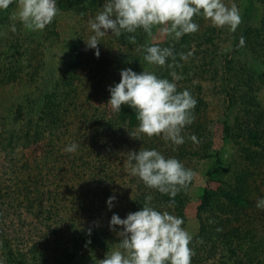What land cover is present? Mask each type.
<instances>
[{
  "label": "trees",
  "instance_id": "1",
  "mask_svg": "<svg viewBox=\"0 0 264 264\" xmlns=\"http://www.w3.org/2000/svg\"><path fill=\"white\" fill-rule=\"evenodd\" d=\"M104 2L105 0H57L58 14L45 29L37 31L35 38H32L39 44L38 47L51 44L59 36L57 26L60 17L71 13L85 16L88 12H99ZM244 3L240 14L241 23L235 29L232 28L231 46L225 51L215 46L214 38L218 34L216 27H202L203 15L193 17L199 29L184 34L179 39L172 37L164 42H152L158 26L153 27L151 34L138 29L136 33L115 36L119 43L128 48L118 58L120 71L131 68L140 73L144 65H149L157 76L170 81L174 79L171 73L175 72L183 77L174 81L177 90L188 89L197 100L194 122L183 130L185 142L181 145L163 139L162 135L149 137L140 132L136 112L127 105H122L119 113L111 111L108 117L100 112L89 116L84 113V105L78 98L76 100L79 96V82H82L78 72L83 59L82 47L76 40L65 42L67 68L54 85L55 89L51 92L42 91L37 98L29 101L27 111L23 112L20 106L16 111L18 115L13 117L14 123L23 122L19 132L22 143L27 148L43 143L47 146L44 148L46 153L43 150L40 155L32 157L34 161L27 157L20 166L13 159L8 160L9 163L4 166L5 171L13 175L10 181L12 185L6 190L21 197L27 210L34 209L41 216L45 213L49 218L47 221L56 217L60 222L61 212L67 204L63 205L66 201L62 199L60 192L56 193L57 190L44 196L41 186H44L47 176L51 174L52 183L60 186L64 184L67 192L64 196L70 204L67 206H70L69 211L74 212L75 216L80 210L98 208L101 212L102 208L105 209L98 225L86 224L78 219L76 223L73 216L71 220L64 219L70 231L69 238L61 244L60 249L64 262L56 257L54 264H99L100 255H106L112 250L114 243L119 241L117 232L122 230L120 226H116L115 231L109 227L112 215L115 213L125 218L129 213L140 210L148 195L153 197L150 203L155 209L167 211L185 221L187 191L191 182L187 187L181 188L174 198L147 187L138 176L133 197L124 194L126 191L122 192L115 185L120 170L116 160L121 152L128 154L130 151L154 148L164 155V148L168 146L171 149L166 158L175 157L183 164L192 155L200 160L211 161L212 168L205 177L209 182L221 184L218 189L208 185L202 188L196 210L198 231L189 244L193 251L191 264H203L201 253L207 258L214 257L210 264H264V242L259 237V226L253 220L247 202L250 190L256 189L254 186L258 185L257 174L264 171V109L255 95L264 86V0H244ZM10 8L11 5L6 9L0 8V22L3 26ZM130 35L136 36L135 43L128 39ZM29 40V43L26 40H16L11 43L10 49L0 52V74L7 73L6 76L0 75L1 87L11 85L20 72L18 62L25 55V49L30 47L28 44L34 42ZM153 44L173 49L174 56L168 58L166 65H151L144 61V48ZM184 56L187 58H183ZM213 59H218V64H221L220 84L226 89L229 112L222 124L223 145L217 150L212 149L211 138L202 131L207 103L202 95L201 83L193 81L195 77H192L197 75L196 71L198 76L208 74L210 69L217 72L215 67L207 68L208 64H213ZM119 81L120 77L117 83ZM108 98L110 99V95ZM76 114L80 118L78 122L86 129L88 127L90 134L84 132L80 136L77 133L69 135ZM15 125L12 124V136L16 132ZM81 130L84 128L79 124L78 133ZM192 135L198 138V143L189 138ZM68 136L70 141L64 142V145L76 143L79 147L60 159V151L55 146ZM189 148L196 150L190 152ZM184 166L188 168L186 163ZM85 170H90V174L83 175ZM96 177L97 181H94ZM3 179L0 178L1 193L5 191ZM90 183H96L95 190L89 188ZM112 195L116 196V200L114 206L109 208L107 200ZM172 199L175 204L170 206ZM6 257L9 264H47L34 246L26 254L15 255L10 252Z\"/></svg>",
  "mask_w": 264,
  "mask_h": 264
},
{
  "label": "rangeland",
  "instance_id": "2",
  "mask_svg": "<svg viewBox=\"0 0 264 264\" xmlns=\"http://www.w3.org/2000/svg\"><path fill=\"white\" fill-rule=\"evenodd\" d=\"M106 2L107 0H105L104 4ZM224 3L228 7L235 4L240 14L245 6L244 0H224ZM10 5L11 8L7 13L8 17L5 25L3 26L2 22H0V52L10 49L11 43H15L16 40H26V43H29V39H32L34 42L28 44L30 47L25 49V55L19 60L18 65L20 67V72H18L13 83L5 88L0 86V178H4L3 180L5 183V191L2 193L0 192V264H9L6 254L9 255L10 252L15 255L18 253L26 254L33 246L37 248L39 254L41 253L42 259L45 260L47 264H54L56 257L64 262L63 255H60V249L61 244L69 238L70 231L67 229L66 221L71 220L70 218L73 216L76 223L78 220H81L82 222H86V224L98 225L101 222V216L104 215L103 212L105 209L102 208L101 212L98 211V208L80 210L75 216L74 212L69 211L70 206H67L69 203L67 202V197L64 196L67 193L64 184L60 186L59 184L52 183V174L47 176V180H45L44 186H41V190H43L44 196L50 195L57 190L56 193L60 192L62 199H65L66 202H64L63 205L65 203L67 204L65 210L61 212L60 222L56 217L52 221H47L46 219L49 218H47L45 213L41 216L34 209L32 211L27 210L25 202L21 197L13 191L10 193V191L6 190L9 189L8 186L12 185L10 181H12L13 175L7 173V170L5 171V163H9L8 160L13 159L15 161L17 160V164L20 166L23 165L27 157L34 161L32 157L38 156V154L40 155L43 150V152L46 153L45 149L47 147L41 143L27 148L24 143H22L23 140L20 139L21 133H19L23 127V122L14 123L13 117L18 115L16 112L18 107L21 106L20 108H23L22 111L25 112L27 111L26 106L29 101L37 98L42 91L51 92L55 89L54 85L57 84L60 76L64 73L63 71L67 68L68 57L67 50L64 48L65 42L74 40L81 45L83 55L82 62L78 68L82 82H79V96L76 97V100L78 98L82 106L84 105L83 108L85 109H83V111L88 116L89 114L92 115L94 112H100L101 115L105 113V116L108 117V115L112 113L111 111H113L110 103H108V96L110 95L108 89L110 86L116 84L120 77L118 58L121 54L127 52L128 48L119 43L113 34L100 38L101 44L98 45L100 56L98 58L94 55L95 50L86 49L85 42H87L88 38L93 34L89 21L93 19L98 12H88L85 16H79V14L76 13L63 15L60 17L57 26V31L59 33L58 38L54 39L51 44H43L38 47L39 44L32 37L34 36L35 38L36 32L40 30L33 31L24 26L23 21L19 17L21 0H12ZM101 10L102 8L100 11ZM13 25H15V31L12 30ZM201 25L203 27L214 24L210 18L204 16ZM214 26L218 30L217 37L214 38L215 46L220 48L219 50L221 51L229 49L233 39L232 28L227 25L222 27ZM163 27L165 26L160 25L157 27L155 36L154 38L152 37V42H164L168 40V38L174 37L162 32L161 29ZM23 42H21V44ZM209 47L212 49L211 46ZM193 50L191 52H193ZM213 61V64H208L207 68L210 69V67H215L217 72L214 73L210 69L208 74L198 76V71H196L197 75H193L192 77H195L193 81L201 83L202 95L207 103V108L204 111V118L202 119V131L211 138L213 144L212 149L217 150L223 145L222 124L224 117L228 115L229 112L227 110L226 101L228 99L226 89L220 84V77L222 75L221 64H218V59H213ZM139 64L142 65V62ZM143 70L152 72V68L149 65H144ZM0 75L6 76L7 73L4 74L1 72ZM255 95L261 107L264 109V86L257 90ZM78 116L76 114V120L73 119L75 123L73 124V128L71 127V129H69V135L77 133L80 136L84 132L90 134L91 131L89 128L87 127L86 129L84 125L78 122L80 119ZM36 117L37 116H35V118ZM12 124H16L14 136H12ZM79 124L81 128H84L80 133L77 131ZM68 138L69 136L63 138V141L61 143L58 142L55 146V148L60 151V159H62L64 154L66 155L69 153L65 150L66 145H64V142L70 141ZM47 144H49V142ZM12 149L15 150L13 151ZM170 149L171 146L164 148L165 157L169 155L168 151ZM188 150L194 152L196 149L189 148ZM8 152L15 154H8ZM127 158L128 154L123 151L119 154L118 160H116V165L119 166L120 170L115 185L120 188L122 192L126 191L124 194L133 197L138 178L137 175L132 174ZM185 163L188 168L195 173L187 191L188 205L185 209V221L183 226V228L191 234L193 239L198 231L196 210L199 205V196L202 188L208 185L213 189H218L221 184L209 182L205 177L212 168L211 161L200 160L198 157L192 155L185 159ZM89 174L90 170H85V172H83L85 176ZM89 179L91 182V177ZM96 179L97 177L94 178V181H97ZM82 182L84 183L83 180ZM257 183L258 185L254 186L256 189L252 188L249 195H247V202L251 216L256 225L259 226L257 227L259 237L264 242V209L256 206L258 199L264 197V171L257 174ZM95 187L96 183H90L89 188H91V190H95ZM64 219L66 220L65 223ZM57 221L59 224L54 225ZM120 239L119 237V241L114 243L111 251L118 247ZM104 258L105 255H100L98 259L102 260ZM201 258L204 259L202 261L203 264H210L214 257L207 258L205 254L201 253Z\"/></svg>",
  "mask_w": 264,
  "mask_h": 264
},
{
  "label": "clouds",
  "instance_id": "3",
  "mask_svg": "<svg viewBox=\"0 0 264 264\" xmlns=\"http://www.w3.org/2000/svg\"><path fill=\"white\" fill-rule=\"evenodd\" d=\"M11 3L12 0H0V8L6 9ZM58 12L57 0H21L19 17L26 28L37 31L45 29ZM195 15L210 18L214 25L221 27L227 25L235 29L241 23L239 9L235 4L228 7L224 0H107L102 10L89 21L93 34L85 42L86 49L95 50L98 58L100 38L132 34L138 29L151 34L153 27L160 25L165 26L162 32L179 39L199 29L193 20ZM12 30H16L15 25ZM128 39L135 43L136 36L130 35ZM144 52V61L151 65L164 66L168 58L174 56L171 47L158 44L146 46ZM171 75L173 81L146 70L137 73L131 68L122 69L119 83L108 89V103L118 113L122 105L135 110L140 132L149 137L162 135L163 139L181 145L185 142L183 130L194 122L197 100L188 89L177 90L174 81L182 79L181 75L175 72ZM189 138L199 142L195 135ZM78 147L73 143L65 150L74 152ZM127 159L132 174L147 187L173 198L195 175L179 159L166 158L154 148L130 151ZM152 199L151 195L146 196L142 208L125 218L112 215L109 227L115 231L116 226H120L122 230L117 235L121 239L118 247L107 252L99 264H191L193 251L189 244L192 236L182 227L183 218L158 211L151 206ZM115 200V195L109 196V208L114 206ZM174 204L172 199L170 206ZM256 206L264 209V197L258 199Z\"/></svg>",
  "mask_w": 264,
  "mask_h": 264
}]
</instances>
